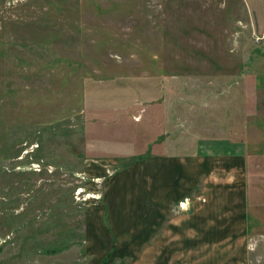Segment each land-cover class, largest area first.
<instances>
[{
	"label": "rangeland",
	"instance_id": "rangeland-1",
	"mask_svg": "<svg viewBox=\"0 0 264 264\" xmlns=\"http://www.w3.org/2000/svg\"><path fill=\"white\" fill-rule=\"evenodd\" d=\"M263 32L264 0H0V264L134 261L103 197L154 155L245 149V172L222 157L177 209L238 177L264 197ZM248 211L264 264V204Z\"/></svg>",
	"mask_w": 264,
	"mask_h": 264
},
{
	"label": "crops",
	"instance_id": "crops-1",
	"mask_svg": "<svg viewBox=\"0 0 264 264\" xmlns=\"http://www.w3.org/2000/svg\"><path fill=\"white\" fill-rule=\"evenodd\" d=\"M222 157H226L229 166L245 172V149L232 144L195 157L154 155L147 164L150 166L137 168L143 174H136L135 179L121 178L123 169L110 178L103 197L109 208V224L112 221L114 235H129V245L135 244L141 250L131 263L247 264L248 207L253 202L257 206L264 204V197L249 188L245 177H238V190L225 199L212 191L204 198L194 197L188 210L176 207L186 196L201 192L195 182L198 177L209 175L215 164H224ZM103 166L106 171L105 162ZM126 171L123 173L128 174L133 168ZM124 179L135 186L139 200L132 212L117 209ZM219 182L215 181L214 186ZM102 243L108 246L107 239Z\"/></svg>",
	"mask_w": 264,
	"mask_h": 264
},
{
	"label": "built area",
	"instance_id": "built-area-1",
	"mask_svg": "<svg viewBox=\"0 0 264 264\" xmlns=\"http://www.w3.org/2000/svg\"><path fill=\"white\" fill-rule=\"evenodd\" d=\"M21 1H23V0H13V2H21ZM256 35V39L257 40H262V39H264V32L262 33V34H255ZM183 204V203H182Z\"/></svg>",
	"mask_w": 264,
	"mask_h": 264
},
{
	"label": "trees",
	"instance_id": "trees-1",
	"mask_svg": "<svg viewBox=\"0 0 264 264\" xmlns=\"http://www.w3.org/2000/svg\"><path fill=\"white\" fill-rule=\"evenodd\" d=\"M150 149L152 150V146L150 147ZM157 154H159V153H157ZM149 155H150V154H149ZM149 155H148V156H149ZM140 158L144 159L143 156H141ZM126 165H128V164H126ZM107 260H108V259L105 258L104 261H103V264H106V263H107Z\"/></svg>",
	"mask_w": 264,
	"mask_h": 264
}]
</instances>
